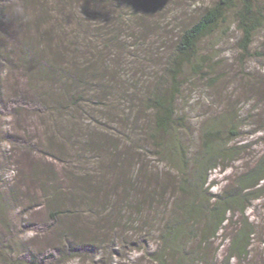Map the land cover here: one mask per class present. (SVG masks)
<instances>
[{
    "label": "trees",
    "instance_id": "obj_1",
    "mask_svg": "<svg viewBox=\"0 0 264 264\" xmlns=\"http://www.w3.org/2000/svg\"><path fill=\"white\" fill-rule=\"evenodd\" d=\"M236 1L216 0L188 18L175 7L150 24L165 11L148 0H0V62L15 74L17 97L43 109L34 113L28 167L60 256L230 264L257 246L264 264V203L256 223L247 216L264 198V151L212 194L211 173L251 148L234 143L243 123L228 114L207 120L191 151L176 109L186 75L208 69L199 45ZM243 3L237 47L247 55L263 17ZM219 234L227 237L223 257L212 243ZM54 244L46 259L61 248Z\"/></svg>",
    "mask_w": 264,
    "mask_h": 264
},
{
    "label": "rangeland",
    "instance_id": "obj_2",
    "mask_svg": "<svg viewBox=\"0 0 264 264\" xmlns=\"http://www.w3.org/2000/svg\"><path fill=\"white\" fill-rule=\"evenodd\" d=\"M243 1L255 7L263 17L260 19L262 26L254 33L247 55L241 54L237 47L241 37L237 14L244 5ZM215 2L148 0L153 10L161 8L165 11L157 13V20L148 18V23L162 19L163 14L175 10V7L176 13H185V18H188ZM3 46L0 42L1 49ZM199 55L207 59L208 69L204 76L186 75L188 78L176 105L178 115L185 119V127L188 128L181 133L184 145L191 151H197L204 123L228 114L243 123L239 138L234 143H248L251 146L239 157H232L236 161H226L211 173L209 183H214V186L210 193L217 194L229 182L234 169L242 167L264 151V0L236 1L226 13L224 24L199 45ZM14 77L15 74L7 71L4 63L0 62V264H94L88 260L87 253H82V258L69 257L68 253L60 256L64 251L63 244H59V240L57 243L51 235L54 223L47 218L46 206L41 200L40 191L32 184L28 167L35 159L33 148L38 137L34 113L43 109L34 106L28 97L25 102L17 97L18 90L16 94L14 86L17 80L15 78L14 81ZM224 165L227 167L221 168ZM161 167L167 169V164L163 163ZM263 203L264 198L252 203V208L247 211L251 222L256 223ZM214 240L212 243L218 251L217 257H223L227 237L219 234ZM53 243L61 248L57 246L58 251L56 255L53 254V259H46L51 254L48 247ZM129 253L128 250L119 251V258L127 257ZM133 253L132 258L140 255ZM209 253L211 251H206V255ZM106 260L103 263L100 260L99 264H105ZM230 264H263L259 248L255 246L246 260H235Z\"/></svg>",
    "mask_w": 264,
    "mask_h": 264
}]
</instances>
